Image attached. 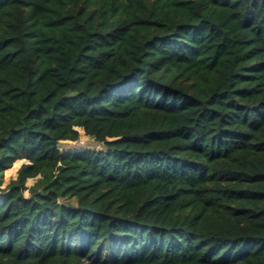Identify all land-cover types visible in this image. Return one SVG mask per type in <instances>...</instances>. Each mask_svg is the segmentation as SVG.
I'll return each instance as SVG.
<instances>
[{
    "label": "trees",
    "instance_id": "16d2710c",
    "mask_svg": "<svg viewBox=\"0 0 264 264\" xmlns=\"http://www.w3.org/2000/svg\"><path fill=\"white\" fill-rule=\"evenodd\" d=\"M0 264H264V0H0Z\"/></svg>",
    "mask_w": 264,
    "mask_h": 264
},
{
    "label": "rangeland",
    "instance_id": "374dc122",
    "mask_svg": "<svg viewBox=\"0 0 264 264\" xmlns=\"http://www.w3.org/2000/svg\"><path fill=\"white\" fill-rule=\"evenodd\" d=\"M80 137L76 141H62L59 148L61 150H81V149H102L103 144L97 142L92 136L85 133L83 128H78ZM26 162L25 160H18L14 163V166L4 172L1 187H5L6 184L17 175L19 167ZM35 182V179H29L27 184L31 186Z\"/></svg>",
    "mask_w": 264,
    "mask_h": 264
}]
</instances>
